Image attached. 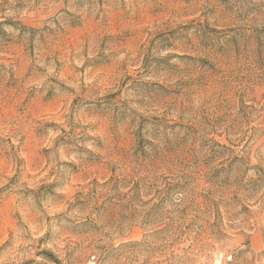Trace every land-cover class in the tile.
Wrapping results in <instances>:
<instances>
[{
  "label": "rangeland",
  "instance_id": "rangeland-1",
  "mask_svg": "<svg viewBox=\"0 0 264 264\" xmlns=\"http://www.w3.org/2000/svg\"><path fill=\"white\" fill-rule=\"evenodd\" d=\"M263 25L264 0H0V264H264ZM141 164L146 203L101 212ZM109 239L142 243L83 250Z\"/></svg>",
  "mask_w": 264,
  "mask_h": 264
},
{
  "label": "trees",
  "instance_id": "trees-1",
  "mask_svg": "<svg viewBox=\"0 0 264 264\" xmlns=\"http://www.w3.org/2000/svg\"><path fill=\"white\" fill-rule=\"evenodd\" d=\"M264 26V25H263ZM263 37H259L257 35L256 37V29H253L251 32V37L256 39L255 41V51L260 53H264V27H263ZM254 39V40H255ZM143 165L142 171L138 172L137 175H134V177L131 176H113L110 177L108 180L104 181L101 184L95 183L99 188V192L97 191L98 197H101L103 199V203L101 205V212H109V215L112 211L114 212H121L122 210H128L129 206H131V203L138 200V202L142 201V196H145L147 187H148V180H149V169L148 165ZM144 172H147V174H144ZM136 178V179H135ZM167 186L175 187L177 186L178 180L172 179V181H168ZM126 188V191H124ZM170 189V188H169ZM97 199V197L95 198ZM142 203H146V201H142ZM99 212H97L98 214ZM109 219L107 217H99V215L96 218L90 219L85 225H87L88 231L94 230L98 226V222L105 221L108 222ZM110 240V241H109ZM103 245H97L94 247L92 244L89 243L86 247L83 248V250L90 251L94 249H99L101 254V261L105 260L109 256H114L118 258L121 255V251L124 247H134L141 245L142 242H134V243H120L117 246H114L111 242V239H109ZM175 242V239L170 240V244H173ZM37 255L42 256L44 259L50 261L53 264H73L75 262L74 257H69L66 259L65 263H63L57 256H55L50 250L48 249H41L37 251ZM28 262V261H27ZM26 262V263H27ZM23 263V264H26Z\"/></svg>",
  "mask_w": 264,
  "mask_h": 264
}]
</instances>
